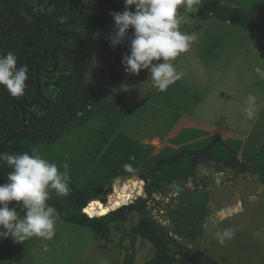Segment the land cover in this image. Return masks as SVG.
Returning a JSON list of instances; mask_svg holds the SVG:
<instances>
[{"label":"rangeland","instance_id":"374dc122","mask_svg":"<svg viewBox=\"0 0 264 264\" xmlns=\"http://www.w3.org/2000/svg\"><path fill=\"white\" fill-rule=\"evenodd\" d=\"M224 1L231 3L229 6L237 4V0ZM202 2L200 0L194 7L199 9ZM259 2L261 5V0ZM112 5L119 12L124 10L123 0H111ZM130 9L135 10L134 6ZM189 23L200 25L207 22L191 17L190 22L182 24ZM243 32L247 34L245 30ZM87 44L85 84L95 109L99 110H94L90 116L95 124L80 129V124L77 127L74 123L70 125L65 131L67 136L62 137L65 141H60L62 145L70 141L69 146L62 149L58 145V155L49 161L56 163L60 171H64L63 164L67 163L70 176L91 201L103 202L107 189L113 194L115 180L121 185L134 177L141 180L145 188V181H150L151 171L159 159L181 150L204 148L210 142V134L214 136L208 128L186 127V124L182 129L170 128L177 113L188 114L202 96L206 97L205 113L198 111L197 116L224 126V130L237 136H241L243 129L253 126L249 139L250 142L259 141V150L257 144L247 145L246 151L243 150L245 153L235 154L239 162L246 165L249 158L264 149V107L261 106L264 78L254 72L255 67L263 69V66L249 64L243 58L233 64L207 63L209 56L187 55L185 52L180 63L175 64L176 59L173 61L176 70L183 73L182 78L166 92H158L147 70H142L139 75L125 73L120 61L129 47L104 63L99 35ZM197 51L201 52V47ZM226 58L223 61H227ZM115 60L118 62L114 63ZM202 62H205L204 66ZM256 91L261 96L255 104L254 118L249 120L244 112L247 96ZM177 95L184 99L181 106L171 103ZM171 131L174 132L171 134ZM162 135L165 136L161 142L155 138ZM227 139L226 136L224 140ZM225 143L231 149L235 148L229 141ZM42 153H45L43 158L46 159V154L50 158L48 150ZM125 163H131L136 171L126 172L122 167ZM236 166L222 167V172L216 173L211 164L198 162L193 167V177L176 181L181 182L179 192L173 186L175 181L164 186L162 192L149 196L142 192V196L128 200L120 208L136 203H143L144 207L126 210L125 221L110 225L106 240L98 238L91 229L60 218L51 240L33 237L17 244L11 238L0 239V264H103V261L108 264H147L155 259L154 247L133 233L143 217L166 228L176 239L178 245L171 247L172 253L187 248L218 264H264V187L258 181L259 176L237 172ZM217 176L219 179L216 180ZM212 180L216 181L215 186L211 185ZM16 203L10 202L9 207ZM235 207L238 211L230 210ZM221 210L231 212L223 221L219 220ZM229 226L236 229L235 235L222 245L217 241L216 232ZM256 232L260 233L259 241L253 235ZM171 264L187 262L179 257Z\"/></svg>","mask_w":264,"mask_h":264},{"label":"trees","instance_id":"16d2710c","mask_svg":"<svg viewBox=\"0 0 264 264\" xmlns=\"http://www.w3.org/2000/svg\"><path fill=\"white\" fill-rule=\"evenodd\" d=\"M103 1L83 0L84 10L79 21L74 25L60 27L61 33L70 31L79 33L83 39V47L75 54L58 51L56 54L58 68L55 72H51L54 67L51 54L58 46L68 50H75L78 46L76 36H61L56 32L58 24L69 22L78 16L80 9L78 2L76 0H0V53L13 52L18 58L17 66L27 65L29 69L27 88L22 97H15L13 100L5 88L0 86V144L23 129L21 108L25 112L27 123V132L20 133L6 146H0V152L31 154L32 147L38 143L53 145L80 116L89 113L92 96L85 84L87 43L95 34L99 35L104 63L110 62L130 45L129 39H125L114 48L110 45L108 36L114 34L115 28L114 20L109 13L119 11L115 5L111 6V0ZM180 11L183 12L182 9ZM190 15L201 21L215 19L239 26L249 34L264 38L262 26L264 0H261V5L250 10L223 5L215 0H204L198 11ZM132 31L131 28L128 30V37H131ZM36 70L41 81V93L49 102V108L44 107L46 103L40 100L37 92ZM23 100H26L27 104H41L30 108L24 106ZM210 156L213 162L221 167L236 166L232 161L236 157L233 149L219 136L214 135L202 149L181 150L169 157L159 159L150 174L151 179L146 187L148 193L152 195L162 192L164 186L171 185L173 181L192 173L194 169L190 170V166L194 158ZM247 170L258 175V181L264 187V149L249 158L240 173ZM9 171L11 169L0 162V184L6 182ZM143 186L144 183L134 177L121 185L115 180L113 181L115 198L111 190L107 189L103 202L92 200L88 205L90 198L71 182V192L68 196H59L57 199L58 196L53 192L48 203L56 207L59 218L64 222L91 229L98 238L106 240L109 238L110 225L125 221L126 210L144 207L143 203H136L128 208H120V205L126 204L128 200L142 196ZM178 186L181 187L179 183ZM85 207V213L92 218L83 213ZM133 233L154 247L155 259L149 260L147 264H171L177 255L190 264H207L206 260L209 264H218L207 257H197L187 248L180 253H172L171 247L178 245L176 239L166 228L147 217L138 221Z\"/></svg>","mask_w":264,"mask_h":264},{"label":"clouds","instance_id":"9594fccd","mask_svg":"<svg viewBox=\"0 0 264 264\" xmlns=\"http://www.w3.org/2000/svg\"><path fill=\"white\" fill-rule=\"evenodd\" d=\"M123 3L122 12L109 13L115 28L114 34L108 36L110 45L114 48L129 39V51L121 60L125 73L139 75L147 70L153 87L158 92H166L183 76L173 61L197 40L196 33L181 31V25L191 21L190 14L197 12L194 6L200 0H123ZM130 28L133 31L128 37ZM17 59L13 52L0 53V86L12 97L24 95L29 79L28 66L18 67ZM254 72L264 78L261 67H255ZM246 102L244 112L251 120L255 115V95L249 94ZM0 162L11 169L6 182L0 184V239L11 238L17 244L33 237L51 240L56 234L59 213L48 201L53 192L60 197L70 194L69 165L64 163V171H60L56 163L43 158L36 150L31 154L0 152ZM122 167L129 173L136 171L131 163ZM10 202L17 203L9 207ZM230 214L229 210H221L219 220L223 221ZM235 232L232 226L216 232L218 243L223 245L230 241ZM253 235L259 237L260 233Z\"/></svg>","mask_w":264,"mask_h":264},{"label":"crops","instance_id":"0c3cea01","mask_svg":"<svg viewBox=\"0 0 264 264\" xmlns=\"http://www.w3.org/2000/svg\"><path fill=\"white\" fill-rule=\"evenodd\" d=\"M215 1H217L218 3L223 4V5L227 4V6H229L228 4H231L229 2L227 3L224 0H215ZM259 3H260L259 0H240V1L237 0V4L236 5H230V7H235V8L244 9V10H250V9L258 6ZM253 4H256V5L253 6ZM194 13H196V12H194ZM195 19H197V18H195ZM203 22H207V23L206 24H200V25H195L192 23L181 25V31L186 30V32H188L190 34L196 33V35H197V40L192 43L191 47L186 52L187 55H189L190 53H191V55H194V56L195 55H203V56L207 55V56H209V59H207L208 62L206 61L207 63L228 62L229 64H233L234 62L239 63L241 61V58H243V59H246L249 64L255 63L256 65H261L264 67V38L258 37V36L253 35V34H249L248 32H247V34H245L243 32L244 30L241 27L233 26V25H230L228 23H225V22H222L219 20L211 19V20H206ZM97 35L98 34H95L93 36V38L96 37ZM87 47H88V44L86 45L85 51L87 50ZM200 47H201V52L197 51V48H200ZM179 56H181V57H179ZM179 56L176 58L175 64L180 63V60L183 57H185V53H182ZM224 58H226L227 61H223ZM118 59L120 60V58H117V60ZM115 62H118V61L115 60L114 63ZM202 64H203L202 66H204L205 62H202ZM86 76H87V74H86ZM85 80H86V78H85ZM92 88H94V87L92 86ZM253 95H255V97H256V103L255 104H257L259 101V96H261V95H259L257 91L254 92ZM181 97H179V95L175 96L171 103L172 104L174 103V105H177V106H181L182 100H184ZM202 97H200L199 99L196 100V103H194V105L191 107V109H189L190 111L188 114L180 115L179 113H177L179 116L176 115V119L174 121V124L170 128H175L174 130L180 129V128L182 129L184 124H186V127L197 126V127L206 128V129L208 128L209 130H211V133L219 136L224 142L229 141L230 143H232L233 146H235L233 151L235 152V154L237 156H238V153H242V154L245 153V152H243V150L246 151L245 150L246 146L247 145L249 146L250 144L251 145L253 144V146L257 144V147L259 150V145H258L259 141L258 142H250V139H249V137L251 136L252 130L254 129L252 125H250L247 129H243V132L242 133L240 132L241 136H237V135H234L235 133H233V132L224 130V129H226V128H224V126H219L218 124H215L211 121H208L205 118L197 116L195 113L198 111H202L203 113H205L206 104H205L204 99L206 97H204V96H202ZM94 104L95 103L93 101L92 106L90 107L89 113L86 115L80 116L79 119L74 123L75 126L78 124L81 125L78 129H80L81 127H84V126L89 127V126H92L93 124H95L93 118H91L90 116H92L94 110L97 112L99 110L97 108L95 109ZM261 106L264 107V99L262 100ZM258 111L260 112V108L258 109ZM82 117H84V120H81ZM173 132L174 131H171L170 133L172 134ZM196 132H199V130ZM65 133H64L63 137L67 136V134H65ZM78 133H79V131H78ZM78 133H76V134H78ZM167 134L168 133H166L165 135H167ZM164 136L162 135V137H155V138L160 140V142H161ZM210 136L212 137V134H210ZM226 136L228 137L227 141L224 140L226 138ZM61 139H63L62 140L63 142L65 141L64 138H61ZM61 139L58 141L57 145H50V146L46 145V146H44L41 143H38L32 147V151H33L34 147H36V148L39 147L36 152H38L41 156H44L45 153H42V152L48 150V152H51L50 158L46 154V159L49 161L51 159V157L54 158L58 155V150H59L58 147L60 145L62 146V149H63V147L65 148L66 146H69L70 141L67 142L66 144L62 145L61 144L62 142H60ZM143 142H144V140L142 141V143ZM258 152L259 151H257V153ZM64 156H66V155L64 154ZM71 181L73 184H75L77 186L76 182L72 179V177H71ZM77 187H79V186H77ZM230 210H233V212H236V211H238V207H235V208L230 209ZM227 216H230V215H227ZM256 240L259 241V237H257ZM180 243L182 244L184 242L180 241ZM179 257L180 256L178 255L177 258H179ZM177 258H175V261L177 260ZM187 264H190V263L187 262ZM227 264H230V263H227Z\"/></svg>","mask_w":264,"mask_h":264},{"label":"water","instance_id":"95a60500","mask_svg":"<svg viewBox=\"0 0 264 264\" xmlns=\"http://www.w3.org/2000/svg\"><path fill=\"white\" fill-rule=\"evenodd\" d=\"M76 1L78 2V4H79V8H80V9H79V14H78V16H77L76 18H74L73 20L69 21V22H64V23L58 24V25L56 26V32H57L59 35H61V36H67V35H74V36H76V37L78 38V42H79V43H78V46H77V48H76L75 50H68L67 48H64V47H62V46H58V47L52 52V54H51V57H52V59L54 60V67H53V69L51 70V72H55V71L57 70V68H58V62H57V59H56V54H57L58 51L62 50V51L67 52V53L75 54V53L80 52L81 49H82V47H83V39H82V36H81L79 33H77V32H73V31H70V32H67V33H61V32H60V27H66V26L74 25V24H76V23L79 21V19L81 18L82 14H83V10H84V2H83V0H76ZM106 1H107V0H104L103 2H106ZM35 77H36L37 92H38V94H39V96H40V100H41L42 102H45V103H46V105L44 106L45 108H49V105H50L49 102L45 100V98L43 97V95H42V93H41V81H40V77H39V74H38V70H36V72H35ZM14 99H15V97H13V100H14ZM23 104H24V106H27V107L32 108L34 105L41 104V103L27 104V103H26V100H23ZM21 111H22V124H23V129L21 130V132H17V133H15V134H13V135L10 136V138L7 139L4 143L0 144L1 147H4V146H6L7 144H9L10 141L13 140L15 137H17L20 133L23 134V133L27 132V123H26L25 112L23 111L22 108H21ZM200 161H201V162H205V163H209V164H211L212 167H213V169H214V171H215L216 173H221V172H222V167L219 166V165H217V164H215V163L213 162V158H212L211 156H210L209 158H206V159H200ZM232 161H233V162H239L237 158H233ZM193 166H194V162L192 161L191 169H193ZM243 168H244V163L239 162V165H238L236 171L239 172V171H240L241 169H243ZM249 173H250V172H249ZM250 174H251V173H250ZM254 176L258 177V175H255V174H254ZM217 179H219L218 176L216 177V180H217ZM148 183H149L148 180L145 181V184H146V185H147ZM215 184H216V181L212 180V181H211V185H212V186H215ZM173 186L175 187V189H176L177 192H179L180 190H182V188H181V187H178L176 183H174ZM144 192H146V195L149 196V193H148V191H147L146 188H144ZM91 202H92V201H90V202L88 203V205H90ZM88 205H87V206H88ZM85 210H86V207L83 209V213H85ZM85 214H86V213H85ZM106 214H108V213H106ZM106 214H104V215H106ZM86 215H87L88 217H90L88 214H86ZM104 215H102V216H104ZM97 217H100V216H97ZM90 218H92V217H90ZM196 256H197V257H201V258L203 257L202 254H199V253H197ZM206 263L209 264V261L206 260Z\"/></svg>","mask_w":264,"mask_h":264},{"label":"flooded vegetation","instance_id":"af4514ba","mask_svg":"<svg viewBox=\"0 0 264 264\" xmlns=\"http://www.w3.org/2000/svg\"><path fill=\"white\" fill-rule=\"evenodd\" d=\"M200 159H206V158H198V157L194 158V159H193L194 166H195L198 162H200V163H205V162H201ZM234 163H236V164H237L236 167H238L239 162H234ZM208 164H209V163H208ZM194 166H193V167H194ZM244 167H245V164H244ZM193 169H194V168H193ZM193 169H192V170H193ZM236 170H237V169H236ZM242 170H243V169H241L239 172H241ZM245 172H247V173L250 172L251 174H254V172L251 171V170H247V171H245ZM192 173H193V174H192ZM192 173L190 172V173L187 174V176H184V177H188V178H189V177H193V176L195 175V170H193ZM180 179H182V178H180ZM180 179H179V180H180ZM175 183L177 184V186H178V183L181 185V182H176V181H175ZM146 187H147V185H146ZM146 187H145V188H146ZM146 189H147V188H146Z\"/></svg>","mask_w":264,"mask_h":264},{"label":"bare ground","instance_id":"6f19581e","mask_svg":"<svg viewBox=\"0 0 264 264\" xmlns=\"http://www.w3.org/2000/svg\"><path fill=\"white\" fill-rule=\"evenodd\" d=\"M113 195H114V189H113ZM115 198V197H114ZM121 206V205H120Z\"/></svg>","mask_w":264,"mask_h":264},{"label":"built area","instance_id":"2783aa9c","mask_svg":"<svg viewBox=\"0 0 264 264\" xmlns=\"http://www.w3.org/2000/svg\"><path fill=\"white\" fill-rule=\"evenodd\" d=\"M143 189H144V186H143ZM144 192V191H143ZM105 203V202H104Z\"/></svg>","mask_w":264,"mask_h":264}]
</instances>
